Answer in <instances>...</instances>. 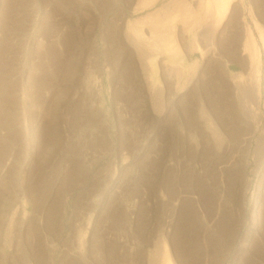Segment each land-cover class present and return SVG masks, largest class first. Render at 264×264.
Returning a JSON list of instances; mask_svg holds the SVG:
<instances>
[{
    "label": "rangeland",
    "instance_id": "1",
    "mask_svg": "<svg viewBox=\"0 0 264 264\" xmlns=\"http://www.w3.org/2000/svg\"><path fill=\"white\" fill-rule=\"evenodd\" d=\"M140 1L0 0V264H264V0Z\"/></svg>",
    "mask_w": 264,
    "mask_h": 264
},
{
    "label": "bare ground",
    "instance_id": "2",
    "mask_svg": "<svg viewBox=\"0 0 264 264\" xmlns=\"http://www.w3.org/2000/svg\"><path fill=\"white\" fill-rule=\"evenodd\" d=\"M155 1H157V0H141L140 1V3H139V8H137V10H142V8L143 9H145L146 7H149V6H151ZM241 3V1H239V0H191V6H193L194 4L195 5H198L199 6V12L198 13H196V14H191L192 12H190L189 13V11H188V13H189V15L190 16H188L190 19H191V21H192V19H193V23L195 24V25H200V27H201V24H202V21H206V20H208L207 21V24H206V28H208V30L210 29L211 31H212V37H213V40L214 39H216L217 37H219L220 35H221V33H222V31H223V29L224 28H226V26L228 25L227 24V17H228V13H229V11L230 10H234V9H237V7L240 5L239 3ZM188 4H189V2H188ZM154 5V4H153ZM242 5V4H241ZM166 6H168V5H166ZM169 7V6H168ZM181 7V6H180ZM183 7V6H182ZM243 7V6H242ZM189 8H191V7H189ZM196 8V7H195ZM148 9V8H147ZM186 9H187V5H186ZM193 9H194V7H193ZM188 10V9H187ZM187 10L185 11V12H187ZM191 10V9H190ZM238 10V9H237ZM138 12V11H137ZM139 12H141V11H139ZM231 12V11H230ZM175 13V12H174ZM234 13V12H233ZM171 14H172V12H171ZM177 14V13H176ZM232 14V13H231ZM151 15V14H150ZM179 15V14H178ZM187 15V14H186ZM126 16V15H125ZM229 16H230V14H229ZM156 17V16H155ZM155 17H154V20H155ZM181 17V16H180ZM146 18H148V19H152V15L151 16H149V17H146ZM179 18V17H178ZM187 18V17H186ZM185 18V19H186ZM138 20V19H137ZM143 20V19H142ZM176 20H178L177 19V16L175 15V14H172V15H170L169 17H167L164 21H161V20H159V21H161V22H158V20L155 22L156 24H155V26L153 27V29H152V31H151V36L153 37H155V33H156V31L155 30H157V33H159V31H158V28H159V30L160 29H163V28H160L161 26L162 27H166V28H169V29H171L172 31H173V29H176V26H175V23H176ZM187 20V19H186ZM146 21V20H145ZM144 21V22H145ZM151 21V20H150ZM190 21V20H189ZM188 21V22H189ZM143 22V23H144ZM149 22V21H148ZM142 23V24H143ZM257 23V22H256ZM189 24V23H188ZM203 24H205V22L203 23ZM184 25V24H183ZM259 24H257L256 26H257V29H258V31H259V34H260V36H259V38H261V42H263V44H264V31L258 26ZM124 26V25H123ZM128 26V25H127ZM186 26H188V25H186ZM183 27V26H182ZM130 29V28H129ZM165 29V28H164ZM183 29L185 30L184 32H181L180 33V38H179V41H180V43L181 44H188V45H191L190 44V38H189V35H190V33H189V30H187L188 29V27L187 28H185V27H183ZM204 29V28H203ZM182 30V29H181ZM207 30V29H206ZM140 31V33H142V30H139ZM139 31H136L135 33V38H136V42H135V45L138 47V46H140V44L137 42V38L139 39ZM161 31H163V30H161ZM170 31V30H169ZM171 31V32H172ZM210 31V32H211ZM168 32V31H167ZM174 32H175V30H174ZM224 32V31H223ZM138 33V34H137ZM162 33V32H161ZM176 33V32H175ZM178 33V32H177ZM155 34V35H154ZM166 34H168V33H166ZM223 34V33H222ZM129 35V34H128ZM164 35V34H163ZM150 36V37H151ZM158 36V35H157ZM165 36V35H164ZM161 38V39H160ZM155 39H156V37H155ZM154 39V40H155ZM158 39V38H157ZM134 40V39H133ZM159 40L160 41H157V42H159L157 45H155V46H157L158 47V49H161V50H163L164 52H165V54H167L168 56H169V60H171L172 61V59H174L175 57H177L179 54H178V45H177V40H176V38L173 36V35H169V37H165L164 39H163V37H159ZM139 41V40H138ZM156 41V40H155ZM133 42V41H132ZM193 42H194V44H195V46L196 47H198L199 48V44H198V41H197V39H194L193 40ZM257 41H255V38L253 37V34H252V32L250 31V29L248 28L247 30H246V41H245V51H246V53H245V55H247L248 54V62H246V63H248V68L250 67L251 68V70H253L252 72H251V74L253 73V75H254V80L252 81V83H251V91H252V94H254V96H255V98H256V100H257V104L260 102V99H261V86H260V72H261V55H260V51H259V47H258V45H257V43H256ZM149 44V43H148ZM154 46V45H153ZM186 46V45H185ZM264 46V45H263ZM149 47H150V44H149ZM188 47V46H187ZM186 47V48H187ZM189 48V47H188ZM151 49V48H150ZM155 49V48H154ZM156 50V49H155ZM198 50V49H197ZM154 51V50H153ZM181 51V50H180ZM150 52H152V49H151V51ZM244 52V51H243ZM153 54V53H152ZM151 54V55H152ZM162 54V53H161ZM150 55V56H151ZM153 56V59H152V61L154 60V58H157L156 56H158L157 55V53H155V54H153L152 55ZM160 63H163V62H160ZM164 64V63H163ZM166 64V63H165ZM163 66V65H162ZM244 66V65H243ZM153 67V69H152V71L155 73V66H152ZM247 70V69H246ZM231 77V76H230ZM250 77H253V76H250ZM237 79H238V81L240 82L241 80H243L242 78H243V75L242 74H238L237 75V77H236ZM235 78V79H236ZM250 79H252V78H250ZM235 81V80H234ZM258 113H256L255 115H257ZM257 118V117H256ZM253 119H254V117H253ZM165 264H173L170 260H167L166 261V263Z\"/></svg>",
    "mask_w": 264,
    "mask_h": 264
}]
</instances>
